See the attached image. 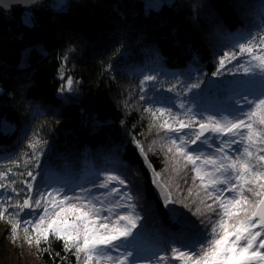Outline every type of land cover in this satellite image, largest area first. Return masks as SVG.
Masks as SVG:
<instances>
[{"label": "trees", "instance_id": "trees-1", "mask_svg": "<svg viewBox=\"0 0 264 264\" xmlns=\"http://www.w3.org/2000/svg\"><path fill=\"white\" fill-rule=\"evenodd\" d=\"M117 5L113 0H65L55 6L42 0L30 9L0 8V171L12 167L15 173L0 182L16 180L24 188L25 166L9 160L31 154L30 137L47 141L32 169L37 185L87 186L97 173L121 168L143 209L140 243L151 248L178 233L180 224L158 198L152 172L133 140L144 145L163 183L184 190L174 189V198L185 195L188 186L194 197L200 189L191 172L185 185L161 150L166 137L151 127L139 100L142 75H158L163 88L176 84L177 77L189 84L202 82L193 90V103L213 111L221 108L231 96L225 85L241 74L212 73L224 51L249 32L260 31L264 0H171L150 8L143 0H118ZM62 72L79 81L71 93L59 92ZM210 77L217 79L212 86ZM25 198L13 195L12 202ZM8 228L0 220V242L9 248L11 264H76L61 241L50 239L51 252H42L48 245L29 246L22 230L14 243Z\"/></svg>", "mask_w": 264, "mask_h": 264}, {"label": "snow or ice", "instance_id": "snow-or-ice-1", "mask_svg": "<svg viewBox=\"0 0 264 264\" xmlns=\"http://www.w3.org/2000/svg\"><path fill=\"white\" fill-rule=\"evenodd\" d=\"M7 7L0 0V8ZM222 70L241 75L227 82L229 101L215 111L193 103L197 94L193 90L202 82L189 84L177 77L176 84L163 88L159 76L152 74H143L139 82L143 111L157 134L166 137L160 148L172 162V171L185 185L187 172L194 174L193 184L199 182L195 197L188 186L177 199L173 190L184 191L180 185L173 189L162 183L161 174L151 169L161 203L180 224L178 233L151 248L140 243L143 209L121 168L97 173L87 186L33 183L37 174L32 169L47 141L30 137L31 154L9 160L25 166L24 188H18L16 180L0 182V220L7 221L12 242L22 230L25 243L39 249L43 242L48 246L41 251L51 252L50 239L59 240L76 264H264V25L219 56L212 75L219 76ZM61 76L59 92H73L79 81L63 72ZM133 143L146 159L144 145L135 139ZM10 173L12 167L0 171V180H7ZM13 195L26 198L13 203Z\"/></svg>", "mask_w": 264, "mask_h": 264}, {"label": "water", "instance_id": "water-1", "mask_svg": "<svg viewBox=\"0 0 264 264\" xmlns=\"http://www.w3.org/2000/svg\"><path fill=\"white\" fill-rule=\"evenodd\" d=\"M41 2H42V0H5V3L8 5V7L7 8H1V9L4 10V11L30 9L31 7L37 5V4L41 3ZM216 82H217V79L210 77L209 80H208V85L212 86ZM139 154H140L141 158L143 159L147 169L149 171H151V169H154L151 161L149 160V158L145 159L144 155L142 153L139 152ZM149 164H150L151 168L148 166ZM152 175H153V173H152ZM161 182H162V180H161ZM154 189H155V192L157 194L156 188H154ZM158 198L160 199L159 196H158Z\"/></svg>", "mask_w": 264, "mask_h": 264}, {"label": "rangeland", "instance_id": "rangeland-1", "mask_svg": "<svg viewBox=\"0 0 264 264\" xmlns=\"http://www.w3.org/2000/svg\"><path fill=\"white\" fill-rule=\"evenodd\" d=\"M65 0H52V4L55 6H59ZM116 6H118V0H113ZM171 0H143L145 6L147 8L150 7H159L163 2H167ZM29 18V13H26V19ZM5 242H0V264H11L10 262V253L7 245H4ZM16 261V260H15Z\"/></svg>", "mask_w": 264, "mask_h": 264}]
</instances>
